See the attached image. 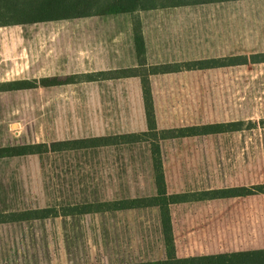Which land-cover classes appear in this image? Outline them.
<instances>
[{"label":"rangeland","instance_id":"obj_1","mask_svg":"<svg viewBox=\"0 0 264 264\" xmlns=\"http://www.w3.org/2000/svg\"><path fill=\"white\" fill-rule=\"evenodd\" d=\"M191 11L195 17L217 20L200 28L212 36L209 49L227 57L264 53V0ZM145 15L1 27L0 148L141 132L140 81L88 83L84 77L131 64L133 21ZM66 76H77L80 82L22 91L2 88ZM203 78L214 83L205 90L215 103V121L264 120V64ZM194 88L185 87L184 93ZM164 158L212 160V168L231 176L216 187L263 183L264 129L245 126L240 133L167 144ZM152 176L148 144L0 160V214L147 196ZM108 217L0 224V264H114L110 244H105L111 234Z\"/></svg>","mask_w":264,"mask_h":264},{"label":"crops","instance_id":"obj_2","mask_svg":"<svg viewBox=\"0 0 264 264\" xmlns=\"http://www.w3.org/2000/svg\"><path fill=\"white\" fill-rule=\"evenodd\" d=\"M220 4L137 13L146 14L144 18H135V20L141 22L147 64L156 66L227 58V54L209 49L208 44L213 41L207 39L212 36L207 32H200V28H207L208 22L214 19L195 17L191 11ZM219 21L224 19L221 18ZM131 51V64L115 66L107 71L138 66L133 32ZM1 64L0 61V66ZM236 68L239 67L152 76L150 81L158 128L169 130L243 122L214 120L216 118L215 103L205 90L207 86L214 83L203 78L204 74ZM125 80L140 81L138 78H132L113 82ZM190 86L198 88L190 89L193 93L185 94V87ZM172 87H178V90ZM201 87H204V90ZM143 109L145 116V108ZM174 119L178 121L173 122ZM144 122L139 130L141 132H146L148 129L146 116ZM213 137L215 136L166 141L162 143L163 157L167 144ZM163 164L169 195L264 185V182H257L228 187L224 181L231 177L229 173L212 168L213 161L206 158H163ZM216 182L224 183L221 184L223 186L216 187ZM156 195L153 171L151 193L136 198ZM170 213L176 254L179 259L264 250V195L173 205ZM97 215L106 219L110 216V242L105 244H110L111 260L114 264L157 262L166 259L165 239L158 208Z\"/></svg>","mask_w":264,"mask_h":264},{"label":"trees","instance_id":"obj_3","mask_svg":"<svg viewBox=\"0 0 264 264\" xmlns=\"http://www.w3.org/2000/svg\"><path fill=\"white\" fill-rule=\"evenodd\" d=\"M247 0H0V28L8 26L36 25L48 22L70 21L93 17L133 16L139 12L154 10L220 4ZM133 40L137 67L103 71L85 75V82L117 81L138 78L141 81L147 131L131 134L111 135L88 139L70 140L52 144L7 146L0 148V160H12L25 156L49 153L74 152L148 144L153 163L157 195L153 197L122 199L107 202L83 203L61 208H45L18 213L0 214V224H16L32 221H46L56 218H74L130 210L158 208L161 214L166 259L157 262L128 264H264V250L236 252L179 259L173 237L170 208L173 205L196 203L209 200H224L264 195V185L241 188H227L214 191L169 195L165 179L162 143L166 141L197 137L235 134L262 127L252 122L200 125L169 130L158 128L150 78L152 76L175 74L183 71H204L220 68L264 64V53L251 56H232L177 64L149 66L146 60V44L139 20L133 21ZM77 76L43 78L33 81H16L2 86L3 91L34 90L54 88L80 82ZM81 78V77H80ZM82 83V82H81Z\"/></svg>","mask_w":264,"mask_h":264}]
</instances>
